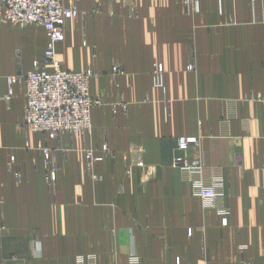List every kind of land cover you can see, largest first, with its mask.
<instances>
[{
	"label": "crops",
	"instance_id": "1",
	"mask_svg": "<svg viewBox=\"0 0 264 264\" xmlns=\"http://www.w3.org/2000/svg\"><path fill=\"white\" fill-rule=\"evenodd\" d=\"M61 1L81 15L66 22L56 58L65 70L95 69L90 89L103 103L90 133L31 131L24 87L7 78L46 64V29L0 22V264H78L90 254L130 264L133 252L140 264H264V103L250 99L264 95V0ZM180 136L199 142L183 152ZM43 146L59 167L55 190ZM85 148L104 156L98 181ZM13 156L20 179L7 166ZM181 156L221 171L228 225L174 166Z\"/></svg>",
	"mask_w": 264,
	"mask_h": 264
},
{
	"label": "built area",
	"instance_id": "2",
	"mask_svg": "<svg viewBox=\"0 0 264 264\" xmlns=\"http://www.w3.org/2000/svg\"><path fill=\"white\" fill-rule=\"evenodd\" d=\"M130 17H137V3L133 1L129 6ZM81 11L75 3L63 5L61 0H0V22L24 28L28 25H42L47 33V46L45 50L46 64L53 67L49 71L45 65L35 63V68L28 72H19L7 78L10 86L19 83L24 87L27 100L25 124L36 132L48 133L56 138L60 133L86 134L92 130L91 115L94 108L103 103L100 92H92L90 85L97 75L95 69L86 71L65 70L56 58L57 44L65 39L64 26L69 19H76ZM189 67H194L191 61ZM113 73L120 72L118 66L113 67ZM163 64L154 63V76L156 84L162 85L160 79L163 74ZM9 98V96H7ZM252 100L264 103V95H253ZM231 115L228 113L224 124L229 131ZM178 149L188 151L197 146L198 137H178ZM43 154L47 163V183L52 190L56 189L57 171L59 169L54 160L53 150L43 146ZM104 155L115 156V152L105 143L100 148ZM140 149H132L130 154H135L133 165L143 166ZM85 169L87 173L98 181L101 175L96 171L98 162L104 159L95 148H85ZM174 166L182 170L184 179L193 185L198 195L206 205L219 209L222 216V225L229 222V209L224 204L225 195L221 189V171L210 168L197 157L188 159L183 156L174 160ZM8 168L14 171L17 179L21 178L14 156ZM192 233V230H189ZM96 255H80L78 264H95ZM130 264H139V258Z\"/></svg>",
	"mask_w": 264,
	"mask_h": 264
},
{
	"label": "rangeland",
	"instance_id": "3",
	"mask_svg": "<svg viewBox=\"0 0 264 264\" xmlns=\"http://www.w3.org/2000/svg\"><path fill=\"white\" fill-rule=\"evenodd\" d=\"M252 97H250V99H251ZM24 124H25V121L23 122ZM26 125V124H25ZM27 126V125H26ZM28 127V126H27ZM29 128V127H28ZM27 128V129H28ZM30 129V128H29ZM31 130V129H30ZM32 131V130H31ZM34 132H36V131H34ZM58 137V136H57ZM56 137V138H57ZM42 151H43V149H42ZM12 158V157H11ZM15 158V157H14ZM15 161H16V159H15ZM9 162H10V160L7 162V166H9ZM16 165H17V161H16ZM139 258V264H140V259H141V257H140V255L138 254V253H136V252H133L132 253V261H134V259H138ZM179 261V260H178Z\"/></svg>",
	"mask_w": 264,
	"mask_h": 264
}]
</instances>
